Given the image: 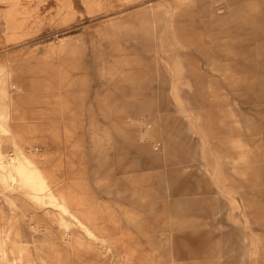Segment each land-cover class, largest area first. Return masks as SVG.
I'll use <instances>...</instances> for the list:
<instances>
[{
	"label": "rangeland",
	"instance_id": "obj_1",
	"mask_svg": "<svg viewBox=\"0 0 264 264\" xmlns=\"http://www.w3.org/2000/svg\"><path fill=\"white\" fill-rule=\"evenodd\" d=\"M0 86L97 237L0 177L10 264H264V0H0Z\"/></svg>",
	"mask_w": 264,
	"mask_h": 264
},
{
	"label": "bare ground",
	"instance_id": "obj_2",
	"mask_svg": "<svg viewBox=\"0 0 264 264\" xmlns=\"http://www.w3.org/2000/svg\"><path fill=\"white\" fill-rule=\"evenodd\" d=\"M22 1V0H21ZM20 5V4H19ZM15 7V6H14ZM13 8V6H12ZM262 24V23H260ZM259 24V25H260ZM15 26V25H14ZM16 28V27H15ZM14 29V28H13ZM17 30V29H16ZM4 86V85H2ZM2 86L1 89H2ZM3 93V92H2ZM2 95V94H1ZM4 97V96H3ZM10 117V116H9ZM11 119V118H10ZM7 120L8 115L5 113V111L0 110V131L3 132H9L7 129ZM12 120V119H11ZM13 128V126H12ZM11 128V129H12ZM9 134V133H8ZM14 134V133H13ZM20 134V133H19ZM22 142V141H21ZM14 143V142H13ZM20 154V153H19ZM14 156V155H13ZM39 158V157H38ZM38 162V161H37ZM45 167L44 165H41ZM42 167V168H43ZM32 158L30 155H26L23 153L21 156H18L17 158H11L7 159L6 156L2 151H0V177L2 181L8 185L10 181L12 182V189L17 188L18 184L21 185V187L27 191L28 196L41 205H50L51 208H55L57 211L61 214V222L68 224L67 219H71L76 221V223L79 225V227L83 230V233L90 237L91 240L97 239L96 232L94 233V230H92L88 224L84 223L80 217L77 214H74L71 210V206L69 204V200L66 195H64L60 188H56L55 186H52L51 181L48 179V177L45 175L44 170L42 169ZM47 168V167H45ZM52 169V168H51ZM54 169V168H53ZM255 170V169H253ZM252 170V171H253ZM239 171V170H238ZM245 171V169H244ZM251 171L247 169V172ZM256 171V170H255ZM53 172V171H52ZM240 172V171H239ZM220 174H217V179L220 181L221 184H224V178L220 177ZM241 174V173H240ZM254 175V174H253ZM51 176V175H50ZM55 176V175H54ZM52 177V176H51ZM255 177V176H254ZM55 179V178H53ZM52 182H55L52 180ZM125 182V181H124ZM56 183V182H55ZM122 183V182H121ZM59 184V183H58ZM62 184V183H61ZM129 184V183H128ZM127 184V185H128ZM123 184H121L122 186ZM126 185V184H125ZM130 185V184H129ZM57 186V185H56ZM120 186V187H121ZM132 186V185H130ZM64 187V186H63ZM62 187V188H63ZM132 188V187H131ZM64 189V188H63ZM120 189V188H119ZM18 190V189H17ZM135 190V189H134ZM140 190V189H139ZM68 191V190H67ZM72 192V190H71ZM121 192V191H120ZM20 193V192H19ZM24 193V192H23ZM135 193V191H134ZM138 194V193H137ZM26 195V194H25ZM27 196V195H26ZM33 201V202H34ZM73 209V208H72ZM80 209V208H79ZM77 210V209H76ZM75 210V211H76ZM78 211V210H77ZM57 213V212H56ZM55 213V214H56ZM81 215V214H80ZM87 216V215H86ZM5 217V216H4ZM2 216L1 219L4 218ZM83 217V216H82ZM6 218V217H5ZM88 218V217H86ZM92 218V217H91ZM176 218V217H175ZM174 219V218H173ZM4 220V219H3ZM56 220V219H55ZM91 220V219H90ZM93 220V218H92ZM172 220V218H171ZM6 221V220H5ZM94 221V220H93ZM9 222V221H8ZM176 222V221H175ZM175 222H172L173 225ZM2 224V223H1ZM165 224V223H164ZM3 225V224H2ZM18 225V224H17ZM15 228V227H14ZM71 228V225H70ZM8 229V228H7ZM16 229V228H15ZM77 229V228H76ZM94 229V228H93ZM14 230V229H13ZM81 230V231H82ZM168 231V230H167ZM3 230L0 229V258L2 260L3 264H10V260L8 257V251H7V242L5 235L3 234ZM12 233V232H11ZM74 233V232H73ZM82 233V232H81ZM21 235V234H20ZM79 235V234H77ZM98 235V233H97ZM12 236V235H11ZM14 236V235H13ZM65 237V236H64ZM68 237V236H67ZM17 238V237H16ZM100 239V238H99ZM10 240V239H9ZM8 241V240H7ZM76 242L78 245H87L89 246L93 251L97 252V247L95 246L96 242H90L86 238H84L82 235H79L76 238ZM17 244V243H14ZM18 245V244H17ZM15 245L14 248L19 251V254L21 257L25 255L26 249L23 247H19L20 244L17 246ZM24 246V245H23ZM29 246V245H28ZM70 246V244H69ZM68 247V246H67ZM72 248V247H71ZM86 249V248H85ZM15 250V251H16ZM99 250V249H98ZM31 253V252H30ZM86 253V252H85ZM18 254V253H17ZM93 254V253H92ZM17 257V256H16ZM20 257V258H21ZM19 259V258H18ZM0 260V261H1ZM50 260V259H49ZM24 261V260H23ZM27 261V260H26ZM25 261V262H26ZM138 261V260H137ZM98 262V261H97ZM100 262V261H99ZM16 263V262H14ZM24 263V262H23ZM22 263V264H23ZM29 264V263H28ZM44 264V263H43Z\"/></svg>",
	"mask_w": 264,
	"mask_h": 264
}]
</instances>
